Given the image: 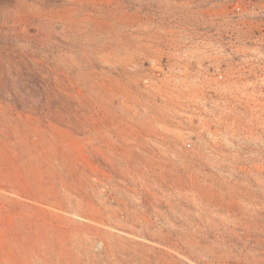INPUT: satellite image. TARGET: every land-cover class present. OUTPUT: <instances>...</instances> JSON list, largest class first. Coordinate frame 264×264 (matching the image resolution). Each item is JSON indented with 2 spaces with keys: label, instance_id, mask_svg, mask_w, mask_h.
Here are the masks:
<instances>
[{
  "label": "rangeland",
  "instance_id": "obj_1",
  "mask_svg": "<svg viewBox=\"0 0 264 264\" xmlns=\"http://www.w3.org/2000/svg\"><path fill=\"white\" fill-rule=\"evenodd\" d=\"M0 264H264V0H0Z\"/></svg>",
  "mask_w": 264,
  "mask_h": 264
}]
</instances>
